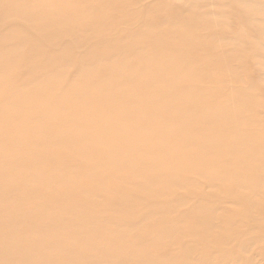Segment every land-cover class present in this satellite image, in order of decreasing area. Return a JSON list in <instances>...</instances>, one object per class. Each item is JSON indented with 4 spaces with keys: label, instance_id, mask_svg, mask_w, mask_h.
Here are the masks:
<instances>
[{
    "label": "bare ground",
    "instance_id": "6f19581e",
    "mask_svg": "<svg viewBox=\"0 0 264 264\" xmlns=\"http://www.w3.org/2000/svg\"><path fill=\"white\" fill-rule=\"evenodd\" d=\"M0 264H264V0H0Z\"/></svg>",
    "mask_w": 264,
    "mask_h": 264
},
{
    "label": "rangeland",
    "instance_id": "374dc122",
    "mask_svg": "<svg viewBox=\"0 0 264 264\" xmlns=\"http://www.w3.org/2000/svg\"><path fill=\"white\" fill-rule=\"evenodd\" d=\"M56 189L58 190V187H56Z\"/></svg>",
    "mask_w": 264,
    "mask_h": 264
}]
</instances>
